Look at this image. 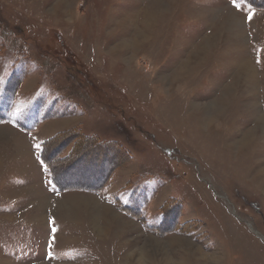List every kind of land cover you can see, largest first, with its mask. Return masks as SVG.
Segmentation results:
<instances>
[{
    "label": "rangeland",
    "instance_id": "obj_1",
    "mask_svg": "<svg viewBox=\"0 0 264 264\" xmlns=\"http://www.w3.org/2000/svg\"><path fill=\"white\" fill-rule=\"evenodd\" d=\"M256 2L0 0V264H264Z\"/></svg>",
    "mask_w": 264,
    "mask_h": 264
},
{
    "label": "trees",
    "instance_id": "obj_2",
    "mask_svg": "<svg viewBox=\"0 0 264 264\" xmlns=\"http://www.w3.org/2000/svg\"><path fill=\"white\" fill-rule=\"evenodd\" d=\"M234 1L236 3L244 2L245 4H249V5L254 6V7L256 6V3H257L256 0H234ZM45 149H46V145H45V143H43V145H42V152H41L40 158H41L42 162L45 164L46 173L50 177H52V180H54V182H55L56 178H55L54 174L52 173L51 166H50V164H49V162H48V160H47V158L45 156V153H44V150ZM109 176H110V172H109V174H107V176L105 177V179L107 180L109 178ZM105 179L102 177V180L100 178L95 184H93L92 185L93 190L94 191H99L102 188L101 186H103V184L105 183V182H103ZM125 209H127V208H125ZM177 228L180 229L181 228L180 225H178Z\"/></svg>",
    "mask_w": 264,
    "mask_h": 264
},
{
    "label": "bare ground",
    "instance_id": "obj_3",
    "mask_svg": "<svg viewBox=\"0 0 264 264\" xmlns=\"http://www.w3.org/2000/svg\"><path fill=\"white\" fill-rule=\"evenodd\" d=\"M147 17V16H146ZM247 69V68H246ZM248 71H250V70H248Z\"/></svg>",
    "mask_w": 264,
    "mask_h": 264
},
{
    "label": "snow or ice",
    "instance_id": "obj_4",
    "mask_svg": "<svg viewBox=\"0 0 264 264\" xmlns=\"http://www.w3.org/2000/svg\"><path fill=\"white\" fill-rule=\"evenodd\" d=\"M237 7H238V5H237Z\"/></svg>",
    "mask_w": 264,
    "mask_h": 264
}]
</instances>
